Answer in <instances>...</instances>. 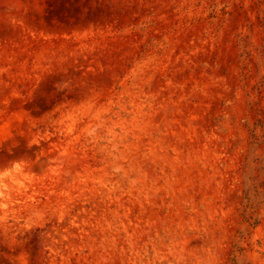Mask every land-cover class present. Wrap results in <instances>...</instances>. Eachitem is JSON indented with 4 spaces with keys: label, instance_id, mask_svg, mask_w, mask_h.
Masks as SVG:
<instances>
[{
    "label": "rangeland",
    "instance_id": "obj_1",
    "mask_svg": "<svg viewBox=\"0 0 264 264\" xmlns=\"http://www.w3.org/2000/svg\"><path fill=\"white\" fill-rule=\"evenodd\" d=\"M0 264H264V0H0Z\"/></svg>",
    "mask_w": 264,
    "mask_h": 264
}]
</instances>
